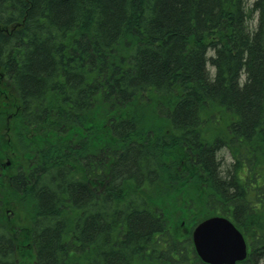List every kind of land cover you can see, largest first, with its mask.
<instances>
[{
	"label": "trees",
	"instance_id": "trees-1",
	"mask_svg": "<svg viewBox=\"0 0 264 264\" xmlns=\"http://www.w3.org/2000/svg\"><path fill=\"white\" fill-rule=\"evenodd\" d=\"M3 130L0 264H264V0H0Z\"/></svg>",
	"mask_w": 264,
	"mask_h": 264
},
{
	"label": "water",
	"instance_id": "water-1",
	"mask_svg": "<svg viewBox=\"0 0 264 264\" xmlns=\"http://www.w3.org/2000/svg\"><path fill=\"white\" fill-rule=\"evenodd\" d=\"M192 241L205 264H239L249 254L244 235L231 220L222 216L199 223L192 233Z\"/></svg>",
	"mask_w": 264,
	"mask_h": 264
},
{
	"label": "rangeland",
	"instance_id": "rangeland-1",
	"mask_svg": "<svg viewBox=\"0 0 264 264\" xmlns=\"http://www.w3.org/2000/svg\"><path fill=\"white\" fill-rule=\"evenodd\" d=\"M255 2V0H248V8H252L253 7V3ZM250 23V27L251 29H255L256 25H257V15H254L253 19L249 22ZM209 69L212 71V74H214L215 70L209 66ZM17 105V104H15ZM15 106H13V112L15 111ZM6 131L3 130L1 131L0 134H5ZM9 143H10V138L9 136L5 137ZM4 139L3 142H7V140ZM220 158L222 161H224L225 163H228L230 161V156L227 150H223L220 153ZM6 162V161H5ZM2 193H4V201L6 202V204L9 206L6 210H5V215L7 217H12L13 220V224L14 227H23L25 225H27V220H26V216L24 215V213H22L18 207V205L15 202V199L12 197V195L10 193H8L7 189L4 187L1 191ZM26 247V246H25ZM23 248L25 249L24 251L27 252L29 254V248ZM22 264H32L31 259H23L22 260Z\"/></svg>",
	"mask_w": 264,
	"mask_h": 264
},
{
	"label": "flooded vegetation",
	"instance_id": "flooded-vegetation-1",
	"mask_svg": "<svg viewBox=\"0 0 264 264\" xmlns=\"http://www.w3.org/2000/svg\"><path fill=\"white\" fill-rule=\"evenodd\" d=\"M18 111H19L18 105H15V113ZM5 134L7 136V134H9V131H7ZM8 165L10 164L7 162V165L0 167V178L4 177L5 179H7V177L11 175V172L8 169V167H10L11 165L10 166Z\"/></svg>",
	"mask_w": 264,
	"mask_h": 264
}]
</instances>
